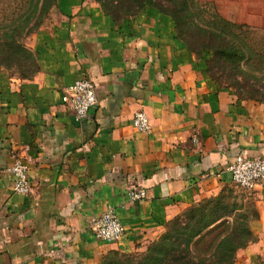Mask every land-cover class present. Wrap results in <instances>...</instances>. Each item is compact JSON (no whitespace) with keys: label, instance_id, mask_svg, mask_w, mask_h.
<instances>
[{"label":"crops","instance_id":"crops-1","mask_svg":"<svg viewBox=\"0 0 264 264\" xmlns=\"http://www.w3.org/2000/svg\"><path fill=\"white\" fill-rule=\"evenodd\" d=\"M25 41L39 70L22 78L0 66V264H98L112 250L139 252L186 206L234 183L236 153L264 155V102L212 79L211 53L196 56L154 7L116 24L96 0H57ZM85 76L98 102L77 119L61 94ZM139 109L146 131L132 124ZM16 155L28 164L27 193L12 190ZM134 185L144 198H129ZM251 193L256 238L234 264H264V189ZM109 207L125 226L116 241L90 229Z\"/></svg>","mask_w":264,"mask_h":264},{"label":"trees","instance_id":"trees-1","mask_svg":"<svg viewBox=\"0 0 264 264\" xmlns=\"http://www.w3.org/2000/svg\"><path fill=\"white\" fill-rule=\"evenodd\" d=\"M57 0H0V66L22 78L38 70L26 37ZM118 24L151 6L172 17L178 37L206 72L240 99L264 102V29L225 16L211 0H96ZM246 198V199H245ZM246 200V201H244ZM254 200L226 187L186 206L140 253L107 252L98 264H234L236 251L253 241Z\"/></svg>","mask_w":264,"mask_h":264},{"label":"built area","instance_id":"built-area-1","mask_svg":"<svg viewBox=\"0 0 264 264\" xmlns=\"http://www.w3.org/2000/svg\"><path fill=\"white\" fill-rule=\"evenodd\" d=\"M65 105L71 109L77 119L87 115L91 107L97 102L96 88L93 80L87 76L75 79L67 84L61 94ZM133 126L140 131L150 128V119L143 109L134 111ZM232 181L247 190L264 189V155L250 156L238 152L228 165ZM13 176L12 190L17 193H27L31 189L28 164L19 155L14 156L8 167ZM131 200L146 196V189L141 185H134L128 191ZM90 229L99 239L116 241L125 233V226L113 208H106L91 219Z\"/></svg>","mask_w":264,"mask_h":264},{"label":"rangeland","instance_id":"rangeland-1","mask_svg":"<svg viewBox=\"0 0 264 264\" xmlns=\"http://www.w3.org/2000/svg\"><path fill=\"white\" fill-rule=\"evenodd\" d=\"M215 2L218 9H222L227 16L231 18L247 20L249 24L260 29H264V0H211ZM232 188L234 193H245L249 199L253 200L251 191L244 189L235 183L228 186ZM246 199V198H245ZM246 201V200H244ZM149 243H147L148 245ZM146 245V246H147ZM146 248V247H145ZM144 248V249H145ZM143 249V250H144ZM137 253H140L141 251ZM135 253V252H130Z\"/></svg>","mask_w":264,"mask_h":264}]
</instances>
